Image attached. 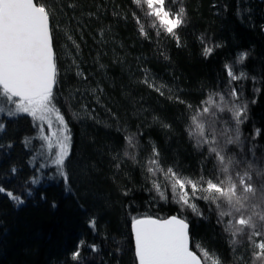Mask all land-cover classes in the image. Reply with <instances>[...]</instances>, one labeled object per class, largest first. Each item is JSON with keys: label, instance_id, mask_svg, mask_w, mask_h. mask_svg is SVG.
Listing matches in <instances>:
<instances>
[{"label": "trees", "instance_id": "trees-1", "mask_svg": "<svg viewBox=\"0 0 264 264\" xmlns=\"http://www.w3.org/2000/svg\"><path fill=\"white\" fill-rule=\"evenodd\" d=\"M40 2L57 58L55 105L71 134L68 179L45 157L32 116L0 113V264H138L132 220L171 215L190 223L198 255L197 244L221 264H264L252 242L264 231L233 236L229 216L218 222L222 200L189 187L197 215L178 202L166 175L171 169L202 187L224 179L210 147L239 162L233 176L249 164L253 173L264 169V0H165L171 15L183 9L174 34L143 0ZM220 95L232 115L241 111L235 120L218 112ZM237 134L240 147L227 143ZM213 137L214 145L200 142Z\"/></svg>", "mask_w": 264, "mask_h": 264}, {"label": "snow or ice", "instance_id": "snow-or-ice-1", "mask_svg": "<svg viewBox=\"0 0 264 264\" xmlns=\"http://www.w3.org/2000/svg\"><path fill=\"white\" fill-rule=\"evenodd\" d=\"M136 2L139 3L140 0ZM144 2L151 10L149 15L157 17L160 26L168 33L174 34V29L184 22L183 9L172 16L164 7L165 0H144ZM210 51L211 49H205L206 54ZM229 75H232L230 70ZM57 76V58L53 49L50 13L46 6L40 0H0V95L15 103V111H9L8 115L27 113L34 119L49 118L48 123L51 127L50 117L55 113L56 120L63 126V131L68 133L63 115L53 104V88L57 84ZM3 110L0 108V111ZM204 111L207 112L208 109L205 108ZM241 114V111L236 112L237 117ZM197 128L200 129V135L204 136L203 125L198 124ZM0 130H3L2 124ZM238 138L237 134L236 139ZM43 139L48 141V147L51 149L53 145L50 138L45 136ZM200 142L211 145L216 143L214 137L211 141L204 139ZM234 142L232 139L227 141V143ZM56 147L58 151L54 163L60 168L61 175L67 182L68 177L63 172V166L71 147L70 134L58 139ZM210 151L216 154L220 165L219 171L224 179L217 178L216 182L207 180L206 187H202L191 179L178 177L169 169L166 175L172 181L173 192L179 189L178 202L197 215H202L197 206L191 202L187 189L190 187L193 195L197 191L205 192L207 195L200 197L201 199L211 202L222 200L227 206V210H224L217 203V208H221L218 222H222L225 216L233 217L225 225L226 232H230L233 236L248 235L249 240L261 236L264 231V210L258 212L256 209L264 208V169H256L253 173L250 170L252 165L249 164V170L243 173L237 171L234 178L232 168L239 162H234L231 158L226 160L217 147H210ZM254 176L260 181L259 187L253 183ZM154 186L159 190V184ZM5 191V188L0 187V192ZM66 191L70 189L66 188ZM7 195L18 204L23 203L12 192H7ZM161 195L163 196V193ZM92 223L94 225V221ZM131 226L135 237V256L139 264H221L219 257L202 245H196L200 255L190 249L189 223L185 218L176 215L167 219L144 216L134 218ZM252 242L255 248L259 249L258 252H253V256L256 259H264V240ZM79 255V251L74 252L73 259L79 258Z\"/></svg>", "mask_w": 264, "mask_h": 264}, {"label": "rangeland", "instance_id": "rangeland-1", "mask_svg": "<svg viewBox=\"0 0 264 264\" xmlns=\"http://www.w3.org/2000/svg\"><path fill=\"white\" fill-rule=\"evenodd\" d=\"M144 2V0H143ZM145 4V9H146V3L144 2ZM158 6V5H157ZM149 9V8H148ZM150 10V9H149ZM176 13H174L172 16H175ZM157 18V17H156ZM158 20V19H157ZM159 21V20H158ZM244 55V54H242ZM241 59L243 57H240ZM231 73H232V69H231ZM236 94V93H235ZM239 94H242V93H239ZM221 97H223V99H221ZM218 99H221L220 102H222V105L220 108H218V112H230L229 114L233 117V119L235 120V115L233 114L232 115V110L230 109V106L232 105V102H230L228 100V98L224 95H220L218 97ZM16 100V99H14ZM53 104L55 105V98L53 99ZM56 107V105H55ZM211 107V106H210ZM214 107V106H213ZM216 107H218V103H216ZM0 108H3L4 110L3 111H0V113H3V112H6L8 114L9 111H15V103L14 102H10L8 101L4 96L2 97V99H0ZM57 108V107H56ZM58 109V108H57ZM215 109V108H214ZM214 109H208L207 113L209 111H213L214 112ZM60 111V110H59ZM237 111V110H236ZM61 113V112H60ZM27 114V113H26ZM228 114V113H227ZM62 115V113H61ZM64 117V115H63ZM48 119L49 118H46L45 120H39V119H35L36 121V124L38 126V129H39V136L41 138V140L43 141L44 143V149H45V153L47 156L45 157H48V159H50L52 162L51 164L55 165L56 169L58 170L59 173H61V170L60 168L54 163V160L56 159V152L58 151V148L56 147V144H57V141L58 139H62L63 138V135L65 134H70V131H69V127L67 125V128H68V133H65L63 131V126L56 120V116H55V113H52L51 114V117H50V120H51V127H49V123H48ZM64 120L67 124V121H66V118L64 117ZM200 124V123H199ZM239 124V123H238ZM232 132L233 130L236 131V133H239V129H238V126H237V122H232ZM54 133H57V135H53ZM49 137L50 140H51V143L53 145V147L50 149L48 147V141H46L45 139H43V137ZM70 137H71V134H70ZM234 140V139H233ZM241 138L239 137L238 140L236 139V144L232 143V145H237L240 147V142H241ZM70 152V151H69ZM66 161V160H65ZM63 172H65V163H64V166H63ZM234 174V172L232 171V175ZM235 178V176H233ZM203 187H206L203 186ZM176 193H179V189H176L175 191ZM188 193L190 194V191L188 190ZM192 193V192H191ZM196 193H202L201 191H197ZM205 193V192H203ZM180 194V193H179ZM190 197V195H189ZM232 217H229V220H231Z\"/></svg>", "mask_w": 264, "mask_h": 264}, {"label": "water", "instance_id": "water-1", "mask_svg": "<svg viewBox=\"0 0 264 264\" xmlns=\"http://www.w3.org/2000/svg\"><path fill=\"white\" fill-rule=\"evenodd\" d=\"M50 28H51V31H52V26H51V20H50ZM52 38H53V33H52ZM53 49H54V52H55V48H54V40H53ZM57 85V84H56ZM56 85L54 86V88H53V92H54V90H55V88H56ZM14 99H16V100H18V98H14ZM172 216V215H171ZM171 216H169V217H171ZM177 216V215H176ZM169 217H166V218H159V219H167V218H169ZM178 217H180V216H178ZM182 218V217H181ZM188 222V221H187ZM189 223V222H188ZM131 229H132V227H131ZM190 229H191V225H190V223H189V234H190V244H189V247H190V249L192 250V251H194L193 250V248H192V238H191V233H190ZM132 234H133V239H134V246H135V237H134V233H133V231H132ZM195 252V251H194ZM198 255V254H197ZM136 259H137V257H136ZM137 261H138V259H137ZM138 264H139V262H138Z\"/></svg>", "mask_w": 264, "mask_h": 264}]
</instances>
